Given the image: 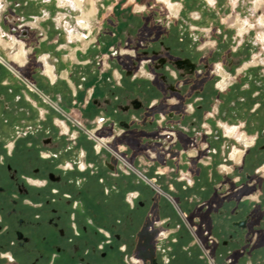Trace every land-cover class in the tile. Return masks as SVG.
Listing matches in <instances>:
<instances>
[{"label": "flooded vegetation", "instance_id": "flooded-vegetation-1", "mask_svg": "<svg viewBox=\"0 0 264 264\" xmlns=\"http://www.w3.org/2000/svg\"><path fill=\"white\" fill-rule=\"evenodd\" d=\"M136 18L120 31L132 55L109 50L77 72L81 120L52 99L39 65L21 67L20 39L0 35V264H264V64L232 58L248 50L235 42L222 77L189 58L208 36L189 45L183 23Z\"/></svg>", "mask_w": 264, "mask_h": 264}, {"label": "crops", "instance_id": "crops-1", "mask_svg": "<svg viewBox=\"0 0 264 264\" xmlns=\"http://www.w3.org/2000/svg\"><path fill=\"white\" fill-rule=\"evenodd\" d=\"M5 1L1 0V2ZM169 1L177 7L178 11L176 15L171 13L166 3L158 0H154L153 3L151 0H128V6L131 7L130 16L124 20L121 31L130 30L129 24L132 22V16L141 17L143 15L147 17L148 14H151V10L157 8L158 5L161 11L169 12L171 16L164 13V15L157 16L154 19L155 21L165 17L164 21L167 23L174 21L175 24L183 23L184 25V22H186L185 28L187 30L190 28L189 32L192 35L198 34L201 37L209 36L212 31V24L218 23V20L221 19L226 24L229 36L234 43L247 44L248 52L255 57L252 63L259 59V64H264V42H261V36L264 35V0ZM115 3L117 2H112L111 6H107L109 10L104 13L105 0H95L96 14L90 19L84 20L89 25L87 28L88 37L87 39H79L76 36L73 37L72 34L68 35L65 33V30H68V27H72L78 32L77 35L84 34L85 31L81 28L79 29L78 25L81 26L79 20H83L85 11L90 7L89 2L86 1V4L82 8L71 6L74 12L67 14L65 12L70 5L68 3L62 4L60 0H39L33 3L32 20L27 23V26L30 28V37L28 36L19 40V43L24 45L26 53V61L21 67L24 69L30 67L32 72L38 65L42 69L41 62L38 59L42 56H47V62L52 67L56 82L52 85L48 78L43 75L41 78L45 81V84L42 85L52 99L64 111L73 113L77 120H81L85 114L84 110H80V108L72 104L75 95H77L79 101L84 97V94L77 88L81 81L80 75L77 72L88 71L93 57L106 52L110 40L109 34L114 30L111 23L107 21L115 7ZM192 6H198L200 10L190 12L191 9H195ZM217 6L229 9V13L223 17H217ZM100 8L102 9L100 10ZM42 14L43 16H40ZM99 25L102 26L99 27ZM61 26L64 28L60 34L51 30L53 27L57 29ZM239 26H243L245 29L243 33H240ZM6 28L2 24V19H0V35L9 39L10 35ZM206 32H208L207 35ZM59 35L61 36L60 39ZM13 38L11 37V39ZM128 51L129 55H131L132 50ZM254 51L257 52L254 53ZM7 55L6 49L0 45V57L4 60H9ZM72 72L75 73L72 74ZM40 111L44 116L46 115L47 111L42 109ZM91 111L89 113L94 115L98 113L99 108H92ZM58 119H62L60 114L52 110L49 120L52 122L51 127L56 131H59L57 127Z\"/></svg>", "mask_w": 264, "mask_h": 264}, {"label": "rangeland", "instance_id": "rangeland-1", "mask_svg": "<svg viewBox=\"0 0 264 264\" xmlns=\"http://www.w3.org/2000/svg\"><path fill=\"white\" fill-rule=\"evenodd\" d=\"M38 1L39 0H6L5 2H1V0H0V19H2V24L7 27L6 29H7L8 34L10 35V38H9L10 40H11V37H14L13 36V35H15L14 32L19 28V26L23 25V22L21 20L23 17L25 18L24 22H26V24L32 20L31 19V17H32L31 13H32V9H33L32 6H33L34 2L36 3ZM86 1L89 2V4H90V7H88L87 11L90 10V14L92 15V7L96 8L94 4L92 5V2L94 0H84L83 4L86 3ZM151 1H152V3L154 2V0H151ZM112 2H117V3H115V7L113 8V11H112L111 15L109 16V19L107 22L111 23V25L113 27H115L116 29L112 30L109 34L110 40H109V43L107 45L106 52H104L105 56L103 57L105 59H106L107 55L110 56V51L112 49H118V54H121L122 51L131 50L132 49V43L133 44L136 43V41L134 39H130L127 36L125 37L124 34L122 35L120 33V31L122 30V25L124 23V20H126V18H128V16H130L129 12H130L131 7L128 6V0H105L106 5H105V9L103 10L104 13H106L109 10L108 7L112 5ZM192 7H194L195 9H191L190 12L198 11V9L200 10V7H198V6H192ZM67 9H71L72 12H74V9H73V7H71V5H69ZM101 9L102 8H100V10ZM228 10L229 9H226L223 6H217L216 7L217 17L225 16V14L229 13ZM87 11H85V12H87ZM65 13H67V12H65ZM164 13H167V12L161 11V9L158 5L157 8H154L151 10V14H148L147 17L141 15V17H137L135 20L146 21V19H148V20H151L153 22V21H155L154 19L157 16L159 17L161 14L164 15ZM167 14L169 16H171V13L168 12ZM40 16H43V14ZM100 17H101V15H100ZM89 18H91V16ZM184 25H186V23ZM100 26H102V25H99V27ZM119 26H120V28H118ZM58 28L56 29V27H53L51 30H53V32H55L57 34L58 33L60 34L63 31V26H61L59 29ZM24 29L25 28H22L20 30V33ZM26 29L29 30L30 28L27 27ZM189 29L187 30L188 32H185L186 36H180V38L184 39V41L187 42L189 45H194L196 40L194 39L195 37L192 35V33L189 32L190 31ZM118 30H119V33H118ZM113 32L116 33L115 36H113ZM207 33L208 32H206V35H207ZM28 36H29V34H28ZM27 37H24V38H27ZM58 37L60 39L61 36L59 35ZM204 37H206V36H204ZM208 37H209V39L207 38L200 45L201 47L206 45L205 50H203L201 52L192 51L193 53L191 55H189V58L191 61H195L198 63L201 62V63H205V64H211V66H213L215 70H219L222 77H226L227 74H226V70H225L223 65L229 64V62L231 61L232 58L242 59L243 61H244V59L245 60L250 59L249 57H247L245 55L246 53H249L248 50L245 52H240V53L236 54L234 57L232 56V58L229 56L232 53L230 47L236 46V45L231 40V37L229 36L228 28H227L226 24H224L222 22L221 19L218 20V23L212 24V31ZM55 38H56V36H55ZM5 39L7 41H9L8 38H5ZM145 41L146 40L142 39V43L140 42L137 46L139 48L142 45H143V47H145V43H144ZM4 43L7 44L6 42H4ZM256 52L257 51H254V53H256ZM254 53H252V54H254ZM9 56H10V54L8 53V55H7L8 59H9ZM254 58L255 57H253V59ZM130 60L131 59L128 55H122V56L118 57L117 62L118 63L120 62L119 64L127 66L129 63H131ZM135 61L138 63V67H139L137 69V72H136V74L137 73L139 74L138 75L139 80H141L142 82H146L144 79L147 77V72L142 69V65L144 62L148 61V59L141 57V55L137 53ZM257 61H259V60H255V62H257ZM251 62H252V60H251ZM108 64L109 63L107 62L106 65H108ZM108 72L109 71H107V73ZM148 72L150 74L154 75V72L151 71V69L148 70ZM119 73L120 74L118 75V77H124L123 72H119ZM261 97L263 98L264 95H261ZM261 97L259 98V100H262ZM79 108H80V110H82V107H79ZM91 110L92 109L89 108V112ZM262 110L264 111V109H262ZM257 122H259V121H257ZM255 123H256V121H255ZM74 174L75 173H70V175L72 177H74Z\"/></svg>", "mask_w": 264, "mask_h": 264}, {"label": "built area", "instance_id": "built-area-1", "mask_svg": "<svg viewBox=\"0 0 264 264\" xmlns=\"http://www.w3.org/2000/svg\"><path fill=\"white\" fill-rule=\"evenodd\" d=\"M78 27H79V29L81 28L82 30H84L85 32H84V34H80V36H82V38L83 39H87V37H88V31H87V28H83V27H81V26H79L78 25ZM22 28H27L26 27V25H21V26H19V28L14 32L15 33V35H13L14 36V38H19L20 40H22L21 39V36L19 37V35H18V33H20V30L22 29ZM77 35L78 34V32L76 31V30H74V29H69V31H68V35ZM112 50H114V49H112ZM111 50V51H112ZM103 59H105V58H103ZM38 61H40L41 62V65H42V73H43V75H45L47 78H48V80L50 81V83L52 84V85H54L55 84V82H56V80H54L51 76H49L47 73H46V62H47V56H42V57H40L39 59H38ZM103 63H105V61H103ZM52 73H53V71H52ZM58 109V108H57ZM59 110V109H58ZM57 127H58V129H59V132H60V134H64V135H68L69 134V131H70V127H69V125L67 124V122H66V120H63V119H58V122H57ZM75 133V132H74ZM101 141L102 142H104V139H101ZM97 143V142H96ZM98 143H100V142H98ZM99 145L97 144L96 146H95V149L97 150V147H98ZM99 148V147H98ZM98 151V150H97ZM235 151V150H234ZM233 151V152H234ZM233 152H232V154H233ZM232 154H231V156H232ZM225 169V168H224ZM225 171L226 172H228V169H225ZM163 234V233H162ZM124 248H122V250H123ZM131 261H133V262H139L138 260H134V259H132L131 258Z\"/></svg>", "mask_w": 264, "mask_h": 264}, {"label": "bare ground", "instance_id": "bare-ground-1", "mask_svg": "<svg viewBox=\"0 0 264 264\" xmlns=\"http://www.w3.org/2000/svg\"><path fill=\"white\" fill-rule=\"evenodd\" d=\"M74 2H76L79 6H81V4L83 3V1L84 0H73ZM160 1V0H159ZM163 1H165V2H168V0H163ZM67 2V1H66ZM72 2V1H71ZM160 2H162V1H160ZM164 2V3H165ZM73 3V2H72ZM93 3V2H92ZM74 4V3H73ZM169 7H170V9H171V11H175L174 10V6L173 5H171L170 3H169ZM85 17L86 18H84V19H89V17H90V10L85 14ZM84 24V26H87L86 25V22L85 23H83ZM4 45H6L5 43H3ZM20 50V49H19ZM20 54H21V52H20ZM22 56V55H21ZM19 59V58H18ZM21 62V61H20Z\"/></svg>", "mask_w": 264, "mask_h": 264}]
</instances>
